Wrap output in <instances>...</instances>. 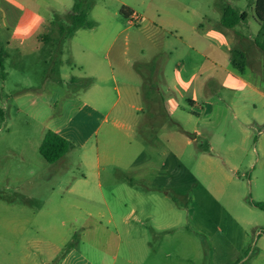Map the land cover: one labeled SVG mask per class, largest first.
<instances>
[{
	"label": "rangeland",
	"instance_id": "1",
	"mask_svg": "<svg viewBox=\"0 0 264 264\" xmlns=\"http://www.w3.org/2000/svg\"><path fill=\"white\" fill-rule=\"evenodd\" d=\"M64 1L72 5L70 0ZM76 1L87 10L92 28L58 40L54 39L57 25L51 24L47 33H52L53 40L45 45L37 63L28 58L27 68H14L13 62L20 60L16 56L4 57L0 65V235L18 243L30 242L33 252V205H38V225H44L46 231L42 235L66 239L56 262L71 250H81L101 264L104 258L109 264H127V259L141 264L137 246L144 244L145 233L132 236L133 249L125 245L126 230L133 226L134 230L147 229L148 241L155 247L148 250L146 263L156 264L161 256L156 243L163 234L153 229L165 227L171 228L180 244L179 249L167 252L179 253L180 264H264V209L259 206H264V99L255 102L257 110L252 101L247 102L241 117L233 112L236 106L231 109L223 102L207 106L200 97L196 107L184 106L182 129L168 116L165 120L145 119L142 111L116 115L129 106L124 96L129 80L124 68L112 73L103 55L120 31L124 32L116 49L124 53L125 36L135 28L129 27L122 11L141 16L148 0ZM177 1L195 8L199 16L185 15L205 27L219 23L223 9L231 7L248 13L250 28L254 33L258 30L255 0ZM166 7L182 13L175 6ZM0 14L6 15L1 10ZM57 17L68 23L67 14ZM242 27L251 34L246 25ZM2 33L7 34L5 29ZM95 72L103 74L100 81L90 76ZM246 75L264 87V79L248 68ZM140 106L134 103V107ZM49 130L58 131L73 144L53 164L40 153ZM109 131L114 132L110 137ZM96 147L102 162H112L111 173L118 175L117 196L108 201L113 224L108 222L104 205L68 195L67 185L61 183H74L85 176L83 189L96 191ZM115 162L133 163L135 168L121 169ZM130 177L142 185L141 195L126 196L124 190L121 194L119 188ZM104 188L109 196L113 187L104 182ZM52 192L55 196L44 201ZM58 195H66L69 206ZM73 204L93 216L78 212ZM133 208L136 215L130 216ZM63 220L65 227L61 228ZM99 220L103 229L98 227ZM49 225L58 228H46ZM105 226L111 231L104 230ZM115 231L113 237L110 232ZM118 235L123 242L119 246Z\"/></svg>",
	"mask_w": 264,
	"mask_h": 264
},
{
	"label": "crops",
	"instance_id": "2",
	"mask_svg": "<svg viewBox=\"0 0 264 264\" xmlns=\"http://www.w3.org/2000/svg\"><path fill=\"white\" fill-rule=\"evenodd\" d=\"M70 1L72 5H68V2L64 0H0V10L6 13L4 17L0 14V48L7 55L8 60L16 56L20 58L14 68H27L28 58H33V63L38 62L44 51V43L41 41L40 35L49 32V27L55 16L71 11L67 10L70 6L71 9L73 8L76 0ZM167 1L148 0L147 8L140 13L142 20L136 24H133L129 19L132 12L126 11L127 15H124V18L129 27H133L135 30L132 34L125 36L124 53L120 48L116 49L124 32L120 31L103 55V60L108 62L112 73L116 72V68H124V77L129 80L124 96L125 104L127 103L131 109L126 107L116 112V115L124 112L133 115L137 111H142L146 115L145 119L165 120V117L168 116L171 121H176L178 124H175L182 129L180 120L182 114L186 112L184 106L188 103L191 107H196L200 97L207 106L214 102L228 104L231 109L236 106L233 110L236 116L238 114L242 117V106H245L247 102L252 101L254 109L257 110L254 104L264 99V87L259 84V81L251 80L246 75V68H248L264 79V51L256 43L261 25L256 16L254 19L258 26L256 33L249 26L248 13H246L245 19L240 20L232 28L223 25L222 17L231 7L223 9L219 23L205 27L198 20L185 15L192 12L194 16H199L195 8L191 9L189 4L177 0ZM33 4L36 7H33ZM167 5L175 6L182 13H172L166 7ZM236 12L239 16L243 14ZM243 25L249 28L251 34L245 33ZM4 29L7 34L2 33ZM90 61L92 62V60ZM86 62L89 64V60ZM101 75L103 74L98 75L95 72L90 76L95 81H100ZM34 80L36 81V76H34ZM113 80L116 81L114 75ZM113 87L118 97L122 98L123 93L120 92L118 86L114 84ZM203 94L206 96H201ZM134 103L141 106L134 107ZM54 132L61 135L58 131ZM108 133L109 137L114 134L111 131ZM197 134L199 133L197 132ZM96 149L95 192L89 193L83 189L84 183H87L85 176L74 183L66 184L63 183V180L61 183L67 185L65 191L68 195L77 198L88 197L104 205L109 212L108 222L113 224L114 217L108 201L111 196L116 194L114 192L117 189L114 187L119 182L117 181L118 175L111 173L112 162L104 164L99 147ZM115 163L117 164H113L119 165L121 169L135 168L133 163ZM103 173L106 175L104 178ZM104 182L113 187L109 196L106 195ZM141 182L145 185L142 180ZM123 186L122 184L119 189L120 192L124 190L126 196L141 195L138 190L142 185L136 178H128L126 186ZM121 194L123 193L121 192ZM54 196L55 193L52 192L44 201L48 202ZM57 198L68 205L65 203L66 195H58ZM37 206L33 205V252L30 250V242L18 243L17 240H9L0 235V264H101L92 260L81 250H71L60 262H56L62 253L66 239L59 240L42 235L46 231L44 225H38L37 218L41 209L38 210ZM72 207L89 217L93 216L92 212L81 209L80 205L73 204ZM99 213L101 216L105 215L104 212L100 211ZM131 215H136L135 208L131 209ZM64 223L65 220L62 221L61 228L65 227ZM98 224V227L103 229L104 226L100 220ZM46 228L58 227L49 225ZM134 229L133 226H130L126 230L128 236L125 245L133 249L132 236L138 235V233L144 236L142 233H145L144 244L137 248L141 249V264H150L145 262V256L149 249L155 247L148 241L149 232L147 229ZM104 230L111 231L107 226ZM153 230L163 234L156 243V249L161 254V256L158 255L156 264H180L179 253L174 250L167 252L170 248H180L171 228L157 227ZM85 232L87 231L85 230ZM110 233L115 237L117 231ZM118 238L117 246L123 243L120 235ZM262 251L264 252V246H262ZM241 260L244 261L245 257ZM126 263L134 264V260L127 259ZM102 264H109V262L104 258Z\"/></svg>",
	"mask_w": 264,
	"mask_h": 264
},
{
	"label": "trees",
	"instance_id": "3",
	"mask_svg": "<svg viewBox=\"0 0 264 264\" xmlns=\"http://www.w3.org/2000/svg\"><path fill=\"white\" fill-rule=\"evenodd\" d=\"M255 16L257 21L260 23L261 28L258 33L256 43L264 51V0H256L254 3ZM87 10L82 3L76 1L73 8L69 13H67L68 23L63 22L57 16L51 23L52 25H57L58 37L54 39L62 40L68 37H72L75 32L81 28H92L94 23L89 21L87 16ZM123 14L127 15L126 10L123 9ZM247 16L246 13H243L241 16L237 12L228 8L222 17V23L227 27H234L240 20L245 19ZM51 32L47 34H41L40 39L45 45L53 40ZM3 54V51H1ZM4 57L7 59V55L0 54V65H3ZM13 65H16V62H13ZM73 144L66 138L62 137L54 131H48L43 139V142L40 146V153L43 158L48 163H56L61 160L71 149ZM264 209L263 205H259Z\"/></svg>",
	"mask_w": 264,
	"mask_h": 264
},
{
	"label": "built area",
	"instance_id": "4",
	"mask_svg": "<svg viewBox=\"0 0 264 264\" xmlns=\"http://www.w3.org/2000/svg\"><path fill=\"white\" fill-rule=\"evenodd\" d=\"M129 19H130V21L134 24H136V23H139L141 20H142V17L138 14V13H136V12H132L131 14H130V16H129Z\"/></svg>",
	"mask_w": 264,
	"mask_h": 264
}]
</instances>
